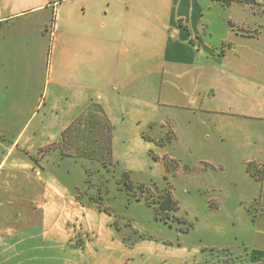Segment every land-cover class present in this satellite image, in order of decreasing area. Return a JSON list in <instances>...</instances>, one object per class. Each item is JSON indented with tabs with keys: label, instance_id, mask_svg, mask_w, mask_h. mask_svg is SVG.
Masks as SVG:
<instances>
[{
	"label": "crops",
	"instance_id": "1",
	"mask_svg": "<svg viewBox=\"0 0 264 264\" xmlns=\"http://www.w3.org/2000/svg\"><path fill=\"white\" fill-rule=\"evenodd\" d=\"M256 1L0 0V207L24 218L0 217V252L71 263L67 224L87 174L109 160L134 173L139 148L150 166V150L177 158V187L245 218L247 261L264 264V177L249 170L264 168ZM150 168L140 177L168 175Z\"/></svg>",
	"mask_w": 264,
	"mask_h": 264
},
{
	"label": "rangeland",
	"instance_id": "2",
	"mask_svg": "<svg viewBox=\"0 0 264 264\" xmlns=\"http://www.w3.org/2000/svg\"><path fill=\"white\" fill-rule=\"evenodd\" d=\"M52 22L56 23L55 15ZM172 137V132H168L157 143L165 145ZM134 151L135 174L111 160L100 166L102 170L87 174L80 203L72 204L81 208V218H73L67 224L72 250L71 263L65 264H209L214 257L208 252L212 247L206 243L216 240L242 245L237 249L221 247L234 251L239 257L236 263L242 264L247 256L244 243L254 227L247 225L245 218H235L234 213L226 210L228 205L218 199L208 198L203 193L202 200L192 197L195 188L177 187L175 178L182 175L184 180L186 173L179 160L169 154L160 155L150 150L152 165L163 164L168 175L140 177L153 168L142 149ZM249 170L258 178L264 175V168L257 164H249ZM168 192L178 198L177 209L172 211L177 219L172 224L156 218L154 209L158 205L155 200L164 199ZM84 197L86 201L82 200ZM4 208L0 207L4 227L23 223L24 218L19 213L13 217L11 209ZM6 252H0L2 264H25L22 259L32 258V252Z\"/></svg>",
	"mask_w": 264,
	"mask_h": 264
},
{
	"label": "trees",
	"instance_id": "3",
	"mask_svg": "<svg viewBox=\"0 0 264 264\" xmlns=\"http://www.w3.org/2000/svg\"><path fill=\"white\" fill-rule=\"evenodd\" d=\"M213 1H218L223 4H230L233 1L241 2V3H250L252 5L257 4L256 0H213ZM125 176L129 178L128 173H125ZM263 177L264 175H261V178ZM155 202L156 203L158 202V205L154 208L156 218L164 221L165 223L172 224V222L175 219H177L172 211L176 210L178 206V202L174 198L173 194L171 192H168L165 195L164 199L162 198L160 201L155 200ZM208 252L210 253V255L214 257L213 260L212 259L209 260V264H238L236 263L237 262L236 260L239 257L236 256L235 252L229 248L212 247ZM246 255L247 256L243 258V260L245 261L244 264H249V262L247 261L249 255L248 253H246ZM244 261H241L240 263L243 264Z\"/></svg>",
	"mask_w": 264,
	"mask_h": 264
}]
</instances>
